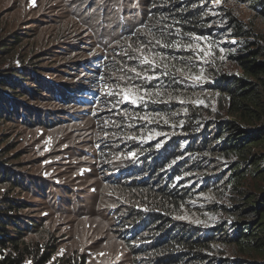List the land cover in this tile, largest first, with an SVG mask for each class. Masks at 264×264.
<instances>
[{
    "label": "rangeland",
    "instance_id": "1",
    "mask_svg": "<svg viewBox=\"0 0 264 264\" xmlns=\"http://www.w3.org/2000/svg\"><path fill=\"white\" fill-rule=\"evenodd\" d=\"M256 1L207 0L214 9L215 33L224 28L229 33L233 16L264 47V17L254 8ZM152 4L150 0H0V71L15 64L51 67L47 73L59 77L51 78V84L70 91L66 99L62 94L53 97L55 103L38 100V120L22 110L19 124H0V163L39 183L30 195L0 183V201L23 196L39 207L44 228L28 241H39L43 247L52 241L54 248L46 255L52 256L44 264H67L82 255L86 264H134L132 244L139 241L123 237L124 218L132 204L123 186L127 177L131 179L132 167L139 165L144 150L181 135L192 114L200 111L206 120L222 114L221 97L208 90L215 85L216 69L225 75H243L233 55L237 41L245 37L233 39V34L219 36L221 46L213 52L204 40L198 41L201 48L191 52L194 66L189 71L182 64L187 49L172 55L179 61L176 75H165L168 67L151 68L131 59L138 55L133 49L149 40L144 26ZM156 49L153 52L158 53ZM90 65L95 74L86 80L90 74L84 67ZM70 67L77 72L72 74ZM130 67L156 78L120 79L133 75L127 70ZM81 83L90 92L76 101L73 96L81 93ZM118 84L147 89L148 96L136 105L117 104L119 97L109 93L118 92ZM145 116L148 119L140 118ZM207 164L202 170L167 176L166 184L182 191L181 195L183 187H190L186 204L173 207V220L208 228L240 219L238 210L231 208L239 202L236 187L240 184L230 188L206 179L234 174L238 165L246 171L248 166L229 156H213ZM247 183L263 184L251 177ZM24 264H32L31 258Z\"/></svg>",
    "mask_w": 264,
    "mask_h": 264
},
{
    "label": "trees",
    "instance_id": "2",
    "mask_svg": "<svg viewBox=\"0 0 264 264\" xmlns=\"http://www.w3.org/2000/svg\"><path fill=\"white\" fill-rule=\"evenodd\" d=\"M150 1L154 4L149 6V19L144 26L148 39L152 33L160 36L164 25H169L164 31L172 35L166 42L181 41L179 49L151 45L152 51L157 50L156 47L160 49L158 54L164 58L158 57L157 61L168 67L167 73L177 74L179 61L172 55L184 53L181 51L185 49L184 44L198 43L192 36L207 37L204 41L213 52L221 46L219 36L225 33L233 34V39L245 37L237 41L239 47L233 55L243 75H225L216 69L215 85L208 90L221 97L222 114L212 120L202 119L200 111L192 114L181 135H173L144 150L138 157L139 165L132 167L131 179L127 177L123 186L127 187L124 193L130 196L132 204L126 212V227L122 234L130 242L139 241L132 244L137 260L134 264H264V47L255 42L248 26L233 16L228 22L229 33L225 28L215 33L211 26L214 9L207 5V0ZM253 6L264 17V0H257ZM191 52L188 50L187 57L182 59L186 71L194 66ZM212 57L218 62L219 57ZM89 68L94 66L84 67L90 74L86 80L95 74ZM51 70V67L42 65L15 64L0 71V124H19L16 120L23 116L22 110L31 119L38 120V100L47 98L55 103L53 97L60 94L65 99L68 97L70 91L65 92L51 84V78H59L47 73ZM68 70L72 74L77 72L72 67ZM211 84L208 81L206 85ZM86 86L81 83L78 91L81 93L73 96L76 101L86 99L84 95L90 92ZM72 104L76 106V103ZM213 156L236 157L248 166L245 171L238 165L234 174L232 171L225 177L218 174L205 177L206 181L216 180L218 186L227 184L232 188L237 182L240 184L241 187H236L239 202L231 207L238 210L236 214L240 219L208 228L173 220V207L178 209L182 203L186 204L190 187H183L185 192L181 195L182 191L173 190L166 184L167 176L202 170L209 166L207 163ZM20 175L0 163V183L25 195L38 189L39 183L30 179L33 177ZM250 177L261 179L262 187L247 183ZM41 192L45 194L43 189ZM33 204L36 203L23 196L6 197L0 201V264H24L28 257L32 264H44L52 256H46L48 250L54 248L52 241H46L44 247L39 241H28L44 228L43 217L38 215L41 210ZM226 253L229 255H224ZM86 262L82 255L66 263Z\"/></svg>",
    "mask_w": 264,
    "mask_h": 264
},
{
    "label": "snow or ice",
    "instance_id": "3",
    "mask_svg": "<svg viewBox=\"0 0 264 264\" xmlns=\"http://www.w3.org/2000/svg\"><path fill=\"white\" fill-rule=\"evenodd\" d=\"M34 2V0H33ZM170 27L169 25H164V29ZM164 29H161L160 36H157L155 33L151 34V39L147 40L146 42H141L140 46L133 49L134 52L138 53V55L130 57L131 59L137 60L142 65H148L151 68L156 67H163L162 65L157 64V56L160 57L162 60L164 57L162 54H158L152 51L151 45L155 43L156 45H159L160 47H172L179 49L181 46V41L176 40L171 43H167V37L172 35L170 32H165ZM179 32V30H177ZM191 35V34H189ZM192 39L195 41H202L207 40V37L204 36H192ZM183 47L187 50L192 51H198L200 50L201 46L199 43H187L184 44ZM147 49V51H145ZM223 51V50H222ZM128 72L132 73L133 75L125 77H121L120 79H127V80H134V79H145L150 80L153 78H156L154 76H149L146 73L142 71H138L135 67H130L127 69ZM178 71H182V69H178ZM165 75H167V71L164 72ZM200 77H196V79H199ZM119 91L112 93L110 92L109 95H116L119 97L117 100V104L120 102H126L136 105L139 102H143L147 96H148V90L139 88L136 85H129L126 84L124 87H121L119 84L116 86ZM115 107V105H114ZM141 119H148V117H140Z\"/></svg>",
    "mask_w": 264,
    "mask_h": 264
}]
</instances>
